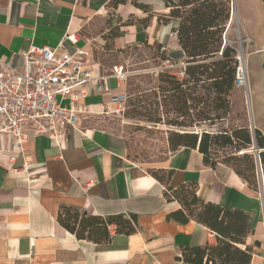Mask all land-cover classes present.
<instances>
[{"label": "crops", "instance_id": "crops-1", "mask_svg": "<svg viewBox=\"0 0 264 264\" xmlns=\"http://www.w3.org/2000/svg\"><path fill=\"white\" fill-rule=\"evenodd\" d=\"M130 1L111 9L104 0H0V66H21L22 53L31 47L62 42L64 49L72 51L73 45L63 38L75 33L77 45L88 50L86 65L93 77L83 101L85 110L116 103L122 95L120 82L104 73L90 40L101 49L106 43L120 49L129 45L124 40L127 29L140 26L134 36L151 45L160 41L150 29L166 27L153 16L146 27L120 26L121 35L110 39V24L117 25V17L122 22L128 18L124 17L126 6L131 7L127 15L134 10L140 11L139 19L146 15ZM136 1L148 4L154 13L167 11L161 0H155L161 10L151 0ZM98 77L104 78L101 86ZM25 147L23 155L11 160L8 141L0 135V264H181L175 256L182 247L216 241L213 231L192 219L187 223L167 219L181 207L165 197V186L191 182L196 183L200 199L249 214L251 231L246 244L253 250L249 264H264V200L230 167L205 165L196 148L181 146L155 166V170L172 171L165 184L127 160L118 137L103 129L80 127V121L56 139L43 134L30 137ZM61 205L93 216L135 214L137 228L125 235L110 226L108 240L101 243L79 239L59 223Z\"/></svg>", "mask_w": 264, "mask_h": 264}, {"label": "trees", "instance_id": "trees-1", "mask_svg": "<svg viewBox=\"0 0 264 264\" xmlns=\"http://www.w3.org/2000/svg\"><path fill=\"white\" fill-rule=\"evenodd\" d=\"M107 7L116 9L126 0H104ZM164 13H154L148 4L131 0L130 3L146 15L132 22L121 21L117 17V25L110 24L109 38L120 36V26L140 24L146 27L149 19L164 26H170V32L176 36L177 44L183 52L182 76L167 69L157 73L161 100L164 105L184 117L189 110L194 109L198 121L212 122L223 118L211 111L229 110V96L233 89V79L236 68L235 48L224 42L227 23L231 19V0H161ZM139 21V22H138ZM143 45H149L146 42ZM152 45L158 51L161 62L173 64L161 42ZM105 46H110L106 43ZM164 83L165 85H163ZM205 90L212 99L198 98L194 93L197 88ZM190 101V103H188ZM205 110L199 108L202 104ZM223 114V113H222ZM177 126H192L175 122ZM171 152L179 147L196 148L202 155L205 165L214 168L217 164L230 167L247 186L264 196V135L258 128L250 131L248 126H236L219 133L207 131L188 132L174 131L168 137ZM220 145L232 149L234 155L219 161L211 152L212 147ZM256 148V156L250 152ZM158 172L166 173L164 179ZM158 181L167 184L172 171L151 170L149 172ZM164 195L167 199L176 200L180 207L167 215L179 223H187L190 219L204 225L216 234L212 244L182 247L175 256L181 264H249L252 256V246L246 244V237L251 231L250 216L243 210L224 208L219 204L207 202L196 195V183L179 184L175 188L166 185ZM59 223L79 239H87L95 243L107 241L108 227H114L117 233L129 235L136 231L137 215L111 214L93 216L81 213L77 208L61 205L58 213Z\"/></svg>", "mask_w": 264, "mask_h": 264}, {"label": "rangeland", "instance_id": "rangeland-1", "mask_svg": "<svg viewBox=\"0 0 264 264\" xmlns=\"http://www.w3.org/2000/svg\"><path fill=\"white\" fill-rule=\"evenodd\" d=\"M151 1L155 9L161 10L155 0ZM129 9L130 6L123 9L124 17L134 22L136 16H141V13L133 9L134 14L127 15ZM234 10L232 23L229 24V21L227 23L224 42L235 48V55L238 51L245 56L247 87H233L228 99V113L224 114L223 110L211 111V114L216 112L220 116L223 115V118L212 122L198 121L194 109L181 117L169 105L163 104L157 88L159 84L157 73L160 69H167L178 75L183 68L182 55L169 26L158 30L150 29V33L153 35L156 31L157 40L167 48L169 56L175 61L173 64L161 62L153 43L143 45L141 41L139 42L134 33L141 28L134 26L127 29L129 33L124 39L129 45L120 49L112 46L101 49L97 41L90 40V47L94 44L92 51L103 64L104 73L113 75V67L118 66L121 67L125 78H117L120 82L119 93L122 94L118 96L117 102L102 109L84 110L78 115L80 127L103 129L118 137L124 146L127 160L138 164L147 172L155 170V166L170 155L168 137L174 131L198 133L207 131L214 134L240 125L249 127V117L253 125L254 118L256 124L264 131V0H234ZM238 22L241 23L240 29ZM154 26L153 28H157ZM91 33H95V30ZM194 95L203 100L212 99L211 94L199 87ZM210 106L209 103V107L204 108L199 104V108L205 110H209ZM191 121H194L192 126L175 124V122L188 124ZM211 152L219 161L234 155L232 149L220 145L213 146ZM249 152L256 156V148H250ZM158 174L164 179L167 176L162 172Z\"/></svg>", "mask_w": 264, "mask_h": 264}, {"label": "built area", "instance_id": "built-area-1", "mask_svg": "<svg viewBox=\"0 0 264 264\" xmlns=\"http://www.w3.org/2000/svg\"><path fill=\"white\" fill-rule=\"evenodd\" d=\"M63 41L73 45V50L64 49L62 42L31 47L22 53L21 66H0V135L8 141L11 160L25 153L30 137L43 134L56 139L79 124L87 86L93 79L86 65L88 50L77 45L75 33L66 34ZM240 56L237 51L235 88H245L247 83ZM113 71L116 78H125L121 67L114 66ZM182 73L181 69L178 76ZM103 81V77L97 78L99 86ZM261 197L264 199L263 190Z\"/></svg>", "mask_w": 264, "mask_h": 264}, {"label": "water", "instance_id": "water-1", "mask_svg": "<svg viewBox=\"0 0 264 264\" xmlns=\"http://www.w3.org/2000/svg\"><path fill=\"white\" fill-rule=\"evenodd\" d=\"M234 0H231V17H234ZM249 121H250V125H249V129L251 132H253V129H254V126L252 124V121H251V117H249ZM260 195H261V192H260Z\"/></svg>", "mask_w": 264, "mask_h": 264}, {"label": "bare ground", "instance_id": "bare-ground-1", "mask_svg": "<svg viewBox=\"0 0 264 264\" xmlns=\"http://www.w3.org/2000/svg\"><path fill=\"white\" fill-rule=\"evenodd\" d=\"M241 57V68L243 69V70H246V64H245V56L243 55V56H240ZM246 87H247V83H246ZM245 87V88H246Z\"/></svg>", "mask_w": 264, "mask_h": 264}]
</instances>
